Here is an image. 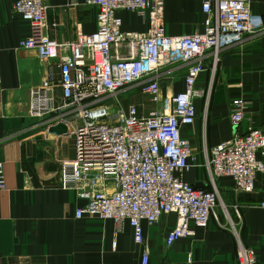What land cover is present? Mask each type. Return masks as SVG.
<instances>
[{
    "label": "built area",
    "instance_id": "built-area-1",
    "mask_svg": "<svg viewBox=\"0 0 264 264\" xmlns=\"http://www.w3.org/2000/svg\"><path fill=\"white\" fill-rule=\"evenodd\" d=\"M3 1V0H0ZM96 8L97 29L79 32L71 43H59L48 35L47 0H18L15 12L30 26V35L20 48L36 50L42 60L59 59L60 80L51 76L34 90L30 115L65 114L61 119L74 137L75 158L60 167V186L74 190L82 202L76 218L84 216L129 222L134 240L145 245L144 223L154 225L164 216H176L166 244L195 235L217 220L219 192L216 181L230 178L236 191H255L259 174L264 175V130L250 128L240 133L245 112L252 104L246 97L231 103L234 136L210 151L212 188L186 182L193 157L189 140L182 136L197 116L195 100L204 92L196 88L200 75L215 74L221 51L234 39L255 35L264 21L252 12V0H205L204 31L169 36L165 29V0H87ZM147 16L148 30L123 32L118 11ZM125 52V53H124ZM188 66L184 91L161 98V77L174 66ZM1 83V76H0ZM138 86L140 92L160 104L142 116L135 104L122 108L119 94ZM60 89L63 104L55 106L54 91ZM113 100V105L105 104ZM59 124V123H58ZM6 187L0 162V191ZM264 210V201L259 205ZM237 218L241 213L236 208ZM144 250L142 264H148ZM239 264H256L253 248L239 244Z\"/></svg>",
    "mask_w": 264,
    "mask_h": 264
},
{
    "label": "crops",
    "instance_id": "crops-1",
    "mask_svg": "<svg viewBox=\"0 0 264 264\" xmlns=\"http://www.w3.org/2000/svg\"><path fill=\"white\" fill-rule=\"evenodd\" d=\"M16 1H0V162L6 183L0 191V264H142L145 249L150 255L148 264H239L240 243L255 249L256 264H264V210L259 207L264 201L262 174L250 194L236 191L230 178L218 179L215 184L227 210L218 203L217 220L212 219L206 229L196 228L194 236L180 239L171 247L166 237L176 225L174 214L154 225L144 223L145 245L135 242L127 221L76 218L82 202L74 190L60 186V167L63 161L75 158V140L70 131L64 136L50 132L68 116L30 115L34 90L50 76L60 80V61H45L36 50L20 48V42L30 35V26L15 12ZM86 1L47 0L51 39L71 43L79 32L96 31L98 10ZM204 1L165 0L167 35L203 32ZM252 12L264 21V0H252ZM116 14L122 20L123 32L148 30L147 16L124 10ZM187 69L178 65L170 69V74L163 73V100L184 91ZM196 88L204 96L195 100L194 124L182 130L193 153L191 169L183 178L194 186L211 189L210 151L236 133L231 103L241 97L252 101L240 133L253 127L264 130V29L226 45L218 70L215 74L202 73ZM130 90L133 95L129 100L137 105L140 115L148 116L159 109L160 104L142 94L138 86ZM54 101L55 106L63 104L60 89L54 91ZM121 102L123 106L126 101L122 98ZM236 208L241 213L240 221Z\"/></svg>",
    "mask_w": 264,
    "mask_h": 264
},
{
    "label": "rangeland",
    "instance_id": "rangeland-1",
    "mask_svg": "<svg viewBox=\"0 0 264 264\" xmlns=\"http://www.w3.org/2000/svg\"><path fill=\"white\" fill-rule=\"evenodd\" d=\"M135 90V89H134ZM120 94H123L122 96H121V98L119 97V99H120V103H122L121 101H122V98H123V100H125L126 102L123 104V106H125V107H127L129 104H131V102H130V97L133 95V93L131 92V90H130V88H127V89H125L124 91H122ZM119 94V95H120ZM113 103H114V101L113 100H109V101H106L105 102V104H107V105H113ZM134 104V103H133ZM122 106V105H121ZM122 106V107H123ZM124 108V107H123ZM219 205H220V207L221 208H223V210L224 209H226V207H225V204L222 202V200H221V196H220V193H219ZM227 210V209H226Z\"/></svg>",
    "mask_w": 264,
    "mask_h": 264
},
{
    "label": "water",
    "instance_id": "water-1",
    "mask_svg": "<svg viewBox=\"0 0 264 264\" xmlns=\"http://www.w3.org/2000/svg\"><path fill=\"white\" fill-rule=\"evenodd\" d=\"M50 132L55 133L60 136H64V135H67L69 131H68V127L64 123H59L55 126H52L50 129Z\"/></svg>",
    "mask_w": 264,
    "mask_h": 264
}]
</instances>
